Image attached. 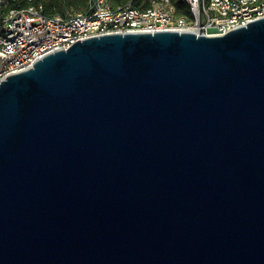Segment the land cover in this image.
Wrapping results in <instances>:
<instances>
[{
    "label": "water",
    "instance_id": "95a60500",
    "mask_svg": "<svg viewBox=\"0 0 264 264\" xmlns=\"http://www.w3.org/2000/svg\"><path fill=\"white\" fill-rule=\"evenodd\" d=\"M0 264H264V16L1 80Z\"/></svg>",
    "mask_w": 264,
    "mask_h": 264
},
{
    "label": "built area",
    "instance_id": "2783aa9c",
    "mask_svg": "<svg viewBox=\"0 0 264 264\" xmlns=\"http://www.w3.org/2000/svg\"><path fill=\"white\" fill-rule=\"evenodd\" d=\"M151 5L128 4L114 8L108 0H90L86 12L48 16L43 4L0 12V82L26 70L53 51L79 39L104 33L191 30L225 33L264 16V0H186L193 19L178 16L171 0H150ZM5 0H0V5Z\"/></svg>",
    "mask_w": 264,
    "mask_h": 264
},
{
    "label": "trees",
    "instance_id": "16d2710c",
    "mask_svg": "<svg viewBox=\"0 0 264 264\" xmlns=\"http://www.w3.org/2000/svg\"><path fill=\"white\" fill-rule=\"evenodd\" d=\"M90 0H5L0 5L2 17L11 9L23 8L30 5L43 4V12L48 16H67L71 12L84 11L89 8ZM114 7H124L128 4L136 7H146L151 5L150 0H108ZM178 16H186L188 20L193 19V14L189 3L186 0H171ZM1 24V23H0Z\"/></svg>",
    "mask_w": 264,
    "mask_h": 264
}]
</instances>
